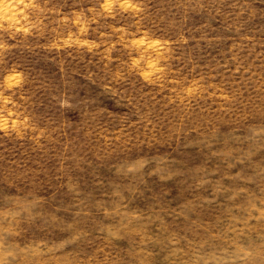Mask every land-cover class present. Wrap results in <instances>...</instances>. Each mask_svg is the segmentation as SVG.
Returning <instances> with one entry per match:
<instances>
[{"label": "rangeland", "instance_id": "obj_1", "mask_svg": "<svg viewBox=\"0 0 264 264\" xmlns=\"http://www.w3.org/2000/svg\"><path fill=\"white\" fill-rule=\"evenodd\" d=\"M0 264H264V0H0Z\"/></svg>", "mask_w": 264, "mask_h": 264}]
</instances>
